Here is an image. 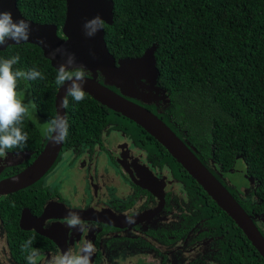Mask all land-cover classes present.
Listing matches in <instances>:
<instances>
[{
    "label": "trees",
    "instance_id": "obj_1",
    "mask_svg": "<svg viewBox=\"0 0 264 264\" xmlns=\"http://www.w3.org/2000/svg\"><path fill=\"white\" fill-rule=\"evenodd\" d=\"M16 1L24 17L56 24L61 35L65 0ZM112 1L113 21L104 27L108 51L116 59L135 57L156 43L157 83L171 98L163 120L173 119L187 129L202 162L213 158L227 174L228 168L244 165L249 177L259 184L256 193L264 201V0ZM15 55L20 61L14 68H35L44 77L19 82L26 102L36 105L23 125L29 138L22 149L34 150L39 146L41 130L32 117L46 121L55 117L58 70L35 44L22 42L0 49V59ZM67 99V144L93 146L101 141L107 124L115 123L145 145L154 163L160 167L167 163L183 182L193 211L205 219L210 230L223 236L216 244L218 264H264L234 220L141 126L87 93L80 102ZM154 147L161 152L158 157L153 155L157 153ZM24 190L5 196L1 207L18 215L22 205H29L25 195L29 188ZM16 241L12 249H18Z\"/></svg>",
    "mask_w": 264,
    "mask_h": 264
},
{
    "label": "flooded vegetation",
    "instance_id": "obj_2",
    "mask_svg": "<svg viewBox=\"0 0 264 264\" xmlns=\"http://www.w3.org/2000/svg\"><path fill=\"white\" fill-rule=\"evenodd\" d=\"M156 85L161 87L157 81ZM137 90L142 89L138 86ZM150 93L144 98L146 102L137 98L135 101L163 119L162 113L170 104L169 92L165 90L164 98ZM164 121L195 148L196 154L201 155L189 141L186 128H181L173 119ZM42 122L47 124L49 121ZM38 124L41 130L38 148L6 150L0 157V179L26 168L41 152L48 138L43 134L40 122ZM113 124H107L101 141L93 146L64 141L52 166L37 181L24 187L29 188L25 194L29 197V205H22L18 215L13 216L1 207L8 194L0 195V264H28L27 252L22 245L33 237L31 248L40 253L43 264H48L51 254L75 249L84 241H91L96 248L91 264H218L216 244L223 236L210 230L205 219L193 211L190 199L180 200L184 193L188 195L187 192L180 190L178 199L177 180L167 163L162 168L153 163L144 146ZM113 137L116 138L112 140ZM99 160L103 170L98 168ZM204 163L232 195L245 204L246 211L264 235V201L256 193L259 184L254 179L249 180L246 168L230 167L227 174L213 158L209 157ZM63 164L68 171L78 168L77 172L85 173L84 186L81 188L80 181L79 187L73 183L68 198L62 193L63 182L55 176ZM145 167L162 182L161 207L158 197L140 184ZM24 188L18 191H25ZM77 198L82 204L69 203ZM198 200L196 198L195 202ZM64 207L68 209L64 210ZM70 210L77 212L90 226L87 232L66 225L65 218ZM125 214L135 222L127 223ZM15 240L18 249H12Z\"/></svg>",
    "mask_w": 264,
    "mask_h": 264
},
{
    "label": "water",
    "instance_id": "obj_3",
    "mask_svg": "<svg viewBox=\"0 0 264 264\" xmlns=\"http://www.w3.org/2000/svg\"><path fill=\"white\" fill-rule=\"evenodd\" d=\"M65 6V17L60 29L61 35H59L56 24L34 22L24 17L17 7L16 0H0V7L11 10L15 19L23 18L30 22L31 36L26 42L38 45L43 55L57 70L64 58L60 55L53 58L54 49L62 47L68 53L74 54L77 63L84 65L88 70L87 82L84 85L85 92L102 105L141 126L157 140L219 208L234 220L264 259V236L252 216L199 159L194 147L178 136L158 115L141 102L135 101L137 98L146 102L144 98H148L150 92H153L151 96L157 98H159L158 94L161 98L166 97L165 90L156 85L159 75L155 59L157 44H151L141 55L116 60L106 46L104 29L89 37L84 27L86 22L97 16L101 17L106 24H111L114 2L112 0H65ZM9 44L18 43L9 40L5 45L0 46V49ZM138 86L142 90L138 91ZM66 89L67 84L57 88L54 100L55 117L57 115L66 117V110L62 107ZM146 90L148 92H145ZM61 146L62 143L56 144L48 138L43 149L30 165L0 179V195L14 193L37 181L52 166ZM248 178L252 180V177ZM159 180L147 168L140 184L158 197V206L161 207L163 194L162 182ZM67 209L64 207V210Z\"/></svg>",
    "mask_w": 264,
    "mask_h": 264
},
{
    "label": "clouds",
    "instance_id": "obj_4",
    "mask_svg": "<svg viewBox=\"0 0 264 264\" xmlns=\"http://www.w3.org/2000/svg\"><path fill=\"white\" fill-rule=\"evenodd\" d=\"M84 27L86 29V34L91 37L104 29L105 22L101 17L97 16L86 22ZM30 36L31 24L28 20L23 18L15 19L11 10H5L0 7V46L5 45L9 40L16 43L26 42L29 40ZM57 55L62 56L64 59L59 65L55 83L58 86H65L67 84L65 98L62 101V107L67 108V97H72L76 102H80L85 99L86 92L84 85L87 82L88 70L84 65L77 63L74 54L68 53L67 50L62 47L53 50V58ZM19 61V55L12 56L11 58L0 59V157L5 155L6 150L22 149L23 146L26 145L29 138L28 133L23 130V125L25 119L31 116L32 110L35 109L36 105L32 101L26 102L25 95L20 90L19 82L21 80L30 81L38 78H44L42 73L35 68L30 70H23L18 67L14 68V65H17ZM68 130L69 124L66 117L63 115H57L47 122L42 131L43 134L52 142L60 144L66 140ZM141 146L145 147L143 144ZM154 149L157 153L154 152L153 155L158 157L160 150L157 147H154ZM145 150L148 153L147 155H150L148 149L145 148ZM16 154L20 155V152H17ZM163 167H166L165 164ZM147 168L148 167H145L146 170ZM160 168H162V166ZM125 215L127 223L131 224L135 222L131 216L127 214ZM65 223L70 229H75L82 233L87 232L90 228L89 225H86L82 221L77 212L71 210L65 218ZM34 239L35 238L33 237L27 240L22 245V248L27 252L26 258L28 264H43L40 258V253L31 248ZM95 252L96 248L94 244L91 241H84L78 244L75 249L70 248L65 252L51 254L48 264H91V258Z\"/></svg>",
    "mask_w": 264,
    "mask_h": 264
},
{
    "label": "rangeland",
    "instance_id": "obj_5",
    "mask_svg": "<svg viewBox=\"0 0 264 264\" xmlns=\"http://www.w3.org/2000/svg\"><path fill=\"white\" fill-rule=\"evenodd\" d=\"M33 119H36L38 122H40V125H41V129L42 128H44L45 127V125H46V123H43L42 121L43 120H41L40 118H38V117H35V116H33L32 117ZM42 122V123H41ZM40 127V126H39ZM116 137H113L112 138V140H114ZM64 159V160H63ZM62 160L64 161V163H65V156L62 158ZM75 163H77V159L75 160ZM98 168L100 169V170H103V168H104V166L102 165V163H101V161L99 160V163H98ZM242 168H244V165L240 168V169H242ZM78 171V168H76V171H68L67 170V168H66V166H65V164H63V165H60L59 166V169H58V173L55 175V176H57L58 178H59V180L60 181H62L63 182V184H62V188H63V191H62V193H63V196L65 195V197L66 198H68V196H67V193L69 194L70 193V191H68L69 190V188L70 189H72V188H74L73 187V183L76 185V186H78L79 187V181H80V186H81V188L84 186V184H85V173L84 172H80V173H82V175L79 173V172H77ZM79 171H81V170H79ZM100 172H105V171H100ZM78 174H80V175H78ZM56 180V179H55ZM74 185V186H75ZM180 190H182V192L184 191V184H183V182L182 181H180V180H178L177 179V185H176V188H175V191L176 192H178V199H180V196H179V191ZM185 192V191H184ZM78 197H80V196H78ZM188 197V195H186V197H185V193H184V198L183 199H180V200H185V201H187L189 198H187ZM81 198V197H80ZM80 198H77V199H74V200H71V201H69V203H71V205L73 204H78V203H81L82 204V200L80 199Z\"/></svg>",
    "mask_w": 264,
    "mask_h": 264
}]
</instances>
